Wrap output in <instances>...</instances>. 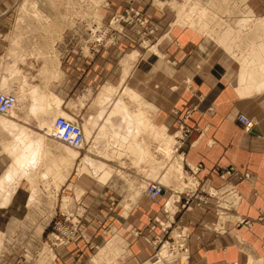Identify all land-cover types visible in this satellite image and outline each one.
Masks as SVG:
<instances>
[{
  "label": "rangeland",
  "instance_id": "rangeland-1",
  "mask_svg": "<svg viewBox=\"0 0 264 264\" xmlns=\"http://www.w3.org/2000/svg\"><path fill=\"white\" fill-rule=\"evenodd\" d=\"M256 1L264 5V0ZM248 6L247 0H0V24L10 41L15 40L10 42L15 54L24 50V56H31L42 65L54 61L60 49L69 51L76 45L90 54L111 48L118 49L125 58L133 53L132 58L126 59L133 64L137 55L153 51L161 58L165 57L161 48L166 44L181 48L177 38L171 36L172 29H191L205 43L214 45L212 53L217 58H223V62L216 63L222 75L230 76L231 69H238L240 88L256 89L253 85L261 75L264 81V30L255 26L264 15L252 14ZM17 40L28 46L17 47ZM23 62L21 58L20 63ZM133 64L132 68L126 64L128 74L130 69L133 71ZM180 66L181 63L177 64L176 69ZM249 71L257 73L258 78ZM35 72L44 83L48 72L34 69L31 74ZM14 81L0 79V92H11L17 97L13 111L0 115L12 123L5 128L0 126V154L7 156L0 161V173L12 162L14 152L6 146L13 147L16 133L22 131L27 139L38 137L40 152L36 164L25 175L6 185L5 199L0 197V264H192L190 246L199 241V231L203 236L204 232L224 230V221L228 219L225 213L232 211L236 202H223V195H219L220 202L213 203L214 220L190 223L186 216L205 206L206 199L215 198L216 192L198 188L195 175L201 164L195 173H190L189 167L199 163L189 166L183 162L181 147L190 131L183 117L173 131L164 130V136H155L157 144H144V157L139 153V160L146 166L142 175L109 174L104 179L97 175L81 176L82 172H88L87 163L91 164L85 155L93 134L92 131L88 138L85 111H71L69 105L66 111H50L51 99L45 98L46 92L30 109L31 100L22 93L19 81L10 86ZM127 99L135 101L137 97ZM56 116L68 118L85 130L87 137L80 149L65 144L68 151L76 154L73 159H61L59 155L68 152L47 131ZM251 119L254 125V118ZM142 127L147 134L149 125L145 119ZM109 137L112 138L109 135L105 140ZM16 144L18 151L21 145ZM133 146L109 143L104 151L101 148L89 155L100 156L98 161L117 160L123 164L120 162L125 155L123 149ZM132 148L128 154L134 155ZM177 164L179 171L174 170ZM214 173L223 179L230 168L220 167ZM81 178L82 183L89 179L101 187L114 185L118 197L127 194L132 201L142 196L147 200L160 197L163 202H157L158 212L147 215L143 228L137 232L134 221L129 219L136 208L152 202H73L72 184ZM149 182L162 186L154 199L144 195ZM74 193L78 198L79 191ZM236 223L248 225L249 221L238 218ZM142 251V259L133 256ZM248 264H264V257L249 259Z\"/></svg>",
  "mask_w": 264,
  "mask_h": 264
},
{
  "label": "crops",
  "instance_id": "crops-1",
  "mask_svg": "<svg viewBox=\"0 0 264 264\" xmlns=\"http://www.w3.org/2000/svg\"><path fill=\"white\" fill-rule=\"evenodd\" d=\"M247 3L252 14L264 15V5L259 1L247 0ZM4 30L0 24V79L19 81L22 93H27L24 95L31 100L30 105L46 92V99L59 98L58 107L53 104L50 111H66L68 105L71 111H85L88 138L93 131L91 138L97 144L91 140L85 155L91 164L87 163L88 172H82L81 176L97 175L104 179L109 174L142 175L146 166L139 160V153L144 157V144H157L154 140L157 129L173 131L183 117L184 125L190 129L181 147L183 162L189 166L201 164L195 175L198 188L216 192L215 198L206 199L205 206L186 215L189 222L214 220L213 203L222 200L219 195L224 196L223 202H236L233 210L225 213L228 219L222 232H204L202 236L199 231L201 239L190 246L192 264H248L249 259L264 257V220L261 219L264 216V93L260 91L263 89L240 88L238 69H231L230 76L222 75L216 63L223 62V58L212 53L213 44L205 43L191 29L174 28L171 36L177 38L181 48L166 44L161 48L165 57L160 58L153 51L137 55L133 64L126 61L133 53L125 58L118 49L111 48L90 54L76 45L69 51L60 49L54 61L44 62L43 68L35 58L24 56V50L15 54L10 43L15 40L10 41ZM26 45L18 41L17 47ZM19 58L24 62L20 63ZM126 64L130 68L133 64L129 74ZM34 69L51 72L43 83L36 72L31 74ZM125 90L134 93L137 99L129 101ZM30 91H33L32 99ZM238 113L254 118V125L248 131L237 121ZM142 119L149 125V131L146 129L149 134L141 129ZM109 135L112 138L105 140ZM109 143L133 144L135 153L128 154L131 148L123 149L125 155L120 158L123 164L117 160L105 163L97 160L100 156L89 155L100 152L101 148L104 151ZM6 158L3 154L0 161ZM220 167L230 168L223 179L214 173ZM82 179L72 184L73 202H152L132 213L129 221H134L137 232L143 228L147 215L158 212L157 202H163L160 197L147 200L144 196L132 201L127 194L116 196L118 190L110 183L101 187L95 180L82 183ZM74 190L79 191L78 198ZM238 218L248 220V225L237 224ZM197 234L194 230L196 238ZM133 256L142 259L144 254L142 251Z\"/></svg>",
  "mask_w": 264,
  "mask_h": 264
},
{
  "label": "bare ground",
  "instance_id": "bare-ground-1",
  "mask_svg": "<svg viewBox=\"0 0 264 264\" xmlns=\"http://www.w3.org/2000/svg\"><path fill=\"white\" fill-rule=\"evenodd\" d=\"M205 13V12H204ZM205 15V14H204ZM255 29H262V30H264V19H261L260 20V22H258V24L255 26ZM254 56H256V55H254ZM258 57L260 56V55H257ZM257 56H256V58H257ZM260 58V57H259ZM258 59V58H257ZM256 59V60H257ZM252 61V60H251ZM50 63V62H49ZM48 63V64H49ZM259 64V63H258ZM50 66V65H49ZM259 66V65H258ZM259 67H261V66H259ZM262 67H264V65L262 64ZM261 67V68H262ZM43 68H44V65H43ZM50 68V67H49ZM257 68V67H256ZM51 69V68H50ZM50 69H49V71H50ZM44 70V69H43ZM256 70V69H255ZM254 70V71H255ZM48 71V72H49ZM256 71H260V70H256ZM255 71V72H256ZM46 72V71H45ZM51 72V71H50ZM261 73H262V71H260ZM259 72V73H260ZM248 73V72H247ZM249 73H250V71H249ZM252 73V72H251ZM250 73V74H251ZM260 73V74H261ZM250 74H249V76H250ZM257 74V73H256ZM255 73H252L251 75H254V77L256 76H258V75H256ZM259 74V75H260ZM263 74V73H262ZM248 75V74H247ZM249 76H246V77H248L249 78ZM262 76V75H261ZM261 76L259 77V79L260 80H258L257 78V80L259 81V82H256L255 84L256 85H253V87L255 88L256 87V89H263L264 90V81L262 80V78H261ZM263 79H264V76H263ZM12 81H14L15 79H11ZM252 82H253V84H254V81H255V78H253L252 77ZM256 80V81H257ZM15 82L16 81H14V83H12V82H10V83H12L13 85L15 84ZM9 83V84H10ZM11 84V86H13ZM20 84V83H19ZM11 88V87H10ZM106 88V87H105ZM29 89V88H28ZM107 89V88H106ZM105 89V90H106ZM30 90V89H29ZM111 90H113V89H111ZM257 91V90H256ZM26 92V91H25ZM32 92L33 91H30L29 92V94H30V97H31V99H32ZM102 92H103V90H102ZM104 93V92H103ZM106 93V92H105ZM0 94H11V95H13L14 96V98H15V103H14V105H13V107L11 108V109H9L5 114H7V113H9V112H12L13 111V109H14V107L16 106V101H17V97H16V95L15 94H13V93H11V92H0ZM24 94H27V93H24ZM100 94V93H99ZM102 94V93H101ZM108 94H111V93H108ZM124 94L126 95V97L127 96H131L132 97V95H135L134 93H131V91L130 92H128L127 90H125L124 91ZM53 95V94H52ZM106 95H107V93H106ZM104 96V94H102V97ZM100 97V96H99ZM106 97H108V95L106 96ZM110 97V96H109ZM48 99H51L50 100V105L52 106L53 104H56V106H57V103H58V99L56 98V97H52L51 96V98H48ZM109 100V98H106V100ZM107 100V101H108ZM95 101L96 102H98V99L96 100L95 99ZM99 102H101V99H100V101ZM103 102H106V101H104L103 100ZM118 102H116L115 104H117ZM32 107V108H31ZM58 107V106H57ZM116 107V106H115ZM34 107L33 106H31L30 105V109H33ZM53 108H56L55 106L53 107ZM5 114H3V115H5ZM64 115H65V117L67 116V114H65V113H63ZM0 115H1V113H0ZM242 115H244V114H242ZM238 116V115H237ZM244 116H246V115H244ZM247 117V116H246ZM3 117H1L0 116V126L1 127H7V126H9V124L10 125H12V123H9L8 121H6L4 118L2 119ZM50 118H52V117H50ZM247 118H249V117H247ZM55 119V118H54ZM53 119V120H54ZM66 119H68V118H66ZM249 119H251V118H249ZM53 120H52V124L50 125V127L48 128V130L47 131H49V133H50V136L52 137V134H55L56 133V130L54 129V127H53ZM140 120V119H139ZM252 120V119H251ZM141 121V120H140ZM128 123V122H127ZM129 124V123H128ZM139 124V123H138ZM141 124V123H140ZM15 126V125H14ZM49 126V125H48ZM252 126H253V124H252ZM251 126V127H252ZM117 127V126H116ZM46 128V127H45ZM7 130H8V128H7ZM46 130V129H45ZM248 130V129H247ZM81 131H82V135H83V139L85 140L86 139V134H85V130L82 128V126H81ZM54 132V133H53ZM149 134V133H148ZM151 136H152V134H150ZM164 136V133L163 132H161V130L160 129H157V131L155 132V136L156 137H161V136ZM53 139H56V138H54V137H52ZM56 140H58V139H56ZM98 140H99V138H98ZM94 140H92V142H93ZM96 141H97V139H96ZM59 142H61V143H59V144H61L62 145V147L64 148V150L65 151H67L68 153H66L65 155H63V154H60L59 156L61 157V159H64V160H69V159H73L75 156H76V154H73L72 152H70V151H68L67 150V147H66V145H65V143L64 142H62L61 140H59ZM95 142V141H94ZM93 142V143H94ZM98 142V141H97ZM16 143H18V144H20L21 145V147L18 149V151H16V148H18V147H16L17 146V144ZM96 143V142H95ZM97 144V143H96ZM60 145V146H61ZM166 146H168V145H166ZM10 148V149H9ZM72 148V147H71ZM165 148V147H164ZM6 149L7 150H12L13 152H14V155H13V157H12V162H11V164L2 172V174L0 175V197L2 198V199H5V193H6V185H8V184H11V183H9V182H12L15 178H17V177H20L21 175H25L26 174V172H27V170L32 166L33 167V165H35L36 164V160H38V154H39V152H40V139L38 138V137H36L35 139H27L26 137H25V135L22 133V131H20L19 133H16V135H15V144H13V147H10V146H6ZM73 149H75V148H73ZM167 149H168V147H167ZM172 149V148H171ZM63 150V149H62ZM64 152V151H63ZM171 152H172V150H171ZM168 153V152H167ZM170 155V154H169ZM171 156V155H170ZM87 160H88V158H87ZM86 160V161H87ZM91 160V159H90ZM177 163V162H176ZM174 170H176V171H179L180 170V165L179 164H177L176 165V167H174ZM190 180V179H189ZM190 182V181H189ZM157 183V182H156ZM159 184V183H158ZM188 184V183H187ZM160 185V184H159ZM9 186V185H8ZM7 186V187H8ZM188 187V186H187ZM11 188V187H10ZM146 188V187H145ZM9 190V189H8ZM145 190V189H144ZM144 195H145V193H144ZM146 196V195H145ZM147 197V196H146ZM30 199V198H29ZM32 199V198H31Z\"/></svg>",
  "mask_w": 264,
  "mask_h": 264
},
{
  "label": "built area",
  "instance_id": "built-area-1",
  "mask_svg": "<svg viewBox=\"0 0 264 264\" xmlns=\"http://www.w3.org/2000/svg\"><path fill=\"white\" fill-rule=\"evenodd\" d=\"M15 98L11 94H0V113L5 114L9 109L13 107ZM237 121L242 125L244 130L250 129L253 121L242 114H238ZM53 127L56 130L52 137L61 140L68 146L80 149L83 144V135L81 127L74 121L64 118L63 116H56L53 120ZM54 133V132H53ZM198 166L189 167L190 173H195L198 170ZM162 191V186L155 182H149L146 184L144 190L145 195L149 199L156 198Z\"/></svg>",
  "mask_w": 264,
  "mask_h": 264
}]
</instances>
